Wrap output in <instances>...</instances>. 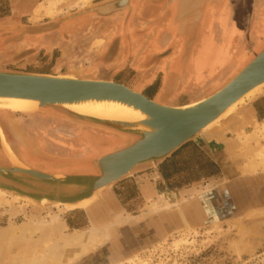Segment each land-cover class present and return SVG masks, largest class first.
Masks as SVG:
<instances>
[{
	"label": "rangeland",
	"instance_id": "1",
	"mask_svg": "<svg viewBox=\"0 0 264 264\" xmlns=\"http://www.w3.org/2000/svg\"><path fill=\"white\" fill-rule=\"evenodd\" d=\"M107 1L30 0L15 14L14 19L19 21L21 18L24 23L22 27L42 26L46 30L42 32V37L53 35L63 38L54 46L40 45L33 48L32 52H19L15 59L25 55L28 58L30 56V59L37 56V59L55 62L64 58L65 51L69 49L77 53L74 64L82 70L90 57L108 65L115 63L111 58L118 57L122 52L124 57L121 55L120 61H127L119 64L129 65L136 57L134 49L153 46L158 50L152 52V59L159 62L171 54L179 38H183L182 48L192 39L190 51H181L180 54L181 59L190 60L192 66L185 68L187 74L180 86L182 91L179 92L178 100L181 102L191 97L193 99L190 100L195 101L221 85L238 68L243 56L237 52L236 46L226 43L216 48L211 57L212 48L208 44L210 33L217 31V40H222L221 33L234 21L233 24L237 26L232 29L247 35L249 28H246L245 23H249L251 28L248 37L250 47L254 48L253 38H257L259 32L257 22L264 19V4L260 3L264 0L208 1L185 16L177 13L178 0H130V8L108 15L98 14L95 8ZM216 4L219 10L214 14L212 7ZM10 7L9 0H0V13L8 11ZM68 22L72 30L69 34L66 30ZM185 32L186 36L183 37ZM194 32L196 35L193 36ZM123 38L126 39L125 43ZM134 43L136 46L131 47ZM203 51L209 53L205 64L196 61ZM253 54L254 51L249 56ZM230 55L233 56L230 58ZM62 61L53 73L70 74L65 73V63ZM225 62L228 63L227 67H222ZM81 74L77 76L82 77ZM154 74L157 82L152 84L153 88L162 79L161 72ZM261 93H264V89L245 97L239 107L247 106ZM162 101L172 100L169 98ZM12 115L31 130H41L51 140L61 156L54 160V163L61 166V173L91 172L90 168L65 167L63 160L85 155L79 150L80 143L86 140L85 136H81L82 131L97 134L100 128L82 127L73 123L55 106L43 107L41 113L14 112ZM31 120L37 126L33 127ZM67 126L73 131L60 130V127ZM199 135L205 138V148L209 153L222 159L224 166L229 167L228 175L224 171V175L212 182L181 189L164 187L160 192L167 193L174 200L172 204L156 211H147L145 216L126 223H117L115 220L124 215L121 214L123 212L140 214L145 203L155 199L160 192L151 195L148 201H143L137 198L134 180L127 178L122 185L114 184L89 207L73 212L60 205L32 204L0 191V264H12L15 256L32 249L45 251L56 236L45 237L35 233L25 238L11 233V228L22 227L29 221L40 219L47 226L58 223L64 225V233L85 230L89 226L87 213L91 209L100 215V222H103L101 227L109 225V238L83 252L71 264H264V121L251 125L248 116L237 117L230 113ZM124 145L125 141L103 147L98 145L93 149L96 151H92L93 147L90 146L86 152L91 150L92 153L90 151L86 155L93 159ZM71 146L74 148L73 154L68 150ZM0 152L9 165L8 158ZM33 152H36L35 147L32 148ZM1 183L6 182L1 179ZM65 219L67 226L63 223Z\"/></svg>",
	"mask_w": 264,
	"mask_h": 264
},
{
	"label": "water",
	"instance_id": "2",
	"mask_svg": "<svg viewBox=\"0 0 264 264\" xmlns=\"http://www.w3.org/2000/svg\"><path fill=\"white\" fill-rule=\"evenodd\" d=\"M208 1L218 0H178L177 13L185 16ZM125 3V6L113 4L114 7L111 6L112 2L111 5L104 3L97 6L95 11L100 15L116 13L130 8V0ZM20 30H25L28 34L46 31L42 26H26ZM195 34L194 32L193 36ZM192 42L191 39L185 44V53L190 51ZM258 85L264 86V40L255 49L253 56L232 72L213 92L187 106L158 103L112 79L0 70V98L37 101L30 113H41L43 107L55 106L72 120L134 137L124 147L93 159L75 158L77 161L91 163L97 172L65 174L48 173L18 165L13 160L16 156L0 135V150L9 160L8 166L0 164V177L6 182H0V191L36 205H60L69 210L86 208L137 167H153L156 162L172 154L187 141L224 120L230 113L236 112L240 104L238 100ZM90 100L119 102L139 110L144 117L131 121L107 119L64 107L66 104ZM236 102L238 103L227 111ZM0 105L5 104L0 102Z\"/></svg>",
	"mask_w": 264,
	"mask_h": 264
},
{
	"label": "crops",
	"instance_id": "3",
	"mask_svg": "<svg viewBox=\"0 0 264 264\" xmlns=\"http://www.w3.org/2000/svg\"><path fill=\"white\" fill-rule=\"evenodd\" d=\"M18 2H19V0H9V3L11 5V7H10L11 15L9 17H7L9 20L14 18L15 5ZM260 3L264 4V1H262ZM218 10L219 9L217 7V4L214 7H212V11L214 12V14H217ZM224 22H227V21H224ZM233 22L229 23L227 25L226 31H223V33H221V35L223 36L222 40H219V41L217 40V31L213 30L210 33L211 40L208 44H209L210 48H212L211 49V57L213 56L212 53L216 48L222 47V46L226 45V43H227V45L231 44L232 46H236V49L238 50L237 52H241L243 54V56L241 57L242 60L240 59L241 61L239 62V64H240L239 66H241L243 63H245L251 57V56H249L250 53L255 51V49L262 42V40H264V19L257 22L258 23L257 28H259V32L257 34L258 35L257 38H255L256 36L253 38V39H255L254 40V44H255L254 48L250 47V40L248 37L250 35L251 25H249V23H245L246 28L247 29L249 28L247 35H246V33L240 34V33H237L235 29H232L233 27L237 26V25H234ZM228 26L230 28H228ZM21 28H22V25L16 26L13 28H9V29L10 30L12 29L13 31H15L19 36H27V37L32 36L35 38L36 36L42 35V33L28 34V33H26L27 31H25V30H23V32H20ZM187 35L189 36V33H187ZM185 36H186V32L183 34V37H185ZM181 38H179L178 42H176V44L173 45V49L171 50V54H168L159 62H156L155 60H153L152 56H151L152 52L158 50L157 48L150 46L147 49H137V48L134 49V52L136 53V57L134 59H132V62H130L128 65V68H130V71L133 74L131 75V81L128 82V83H130V85L129 84H126V85L129 86L130 88L136 90V91H139V92L145 94L147 97H149V98H151V99H153V100H155L161 104L182 105V104L192 102V100H190V99H193V98H191V97H188V99L181 101V102L178 100L179 99L178 96H180L179 92L182 91L180 86L183 84L182 82L185 80L184 79L185 74H187V71L185 70V68H189L192 66V64L190 63V60L186 61V60H182L183 58L181 59V55H180L181 51H184V47L182 48V39L183 38L182 39ZM8 41L12 42L10 40H8ZM134 46H136L135 43H134ZM193 46H194L193 51H195L196 50V43H194ZM202 53L206 54L207 58H209V53H205L204 51ZM140 54H142V55H140ZM140 56H142V57H140ZM232 56L233 55H230V58ZM120 58H121V54H119L118 57L114 56L113 58H111V61L115 62L114 63L115 66H116V64L118 66V64L120 62ZM215 58H218V56L215 55ZM115 59H116V61H114ZM226 62L222 65V67H227L228 63H226ZM19 72H37V71H19ZM156 72L162 73V79H161L159 85L156 86L155 88H153L150 94H147V92H144L143 89L147 85L155 84L157 82L155 79V74H154ZM41 73H47V72H41ZM52 74H55V73H52ZM124 83H127V82H124ZM134 84H136V86H134ZM169 98H171V100H172L171 102L162 101V99H169ZM233 114L236 115L237 117L248 116L249 122L251 123V125L254 123H261L262 121H264V93H261L260 95H258L254 100H252L249 104H247V106L239 107V105H238L236 112H233ZM70 120L73 123L79 124L82 127L88 126V128H89L91 126V125L86 124V123L78 122V121H75L72 119H70ZM97 128H99V127H97ZM99 130L100 131L97 134L85 133L84 131H82V133H81V136H85L86 141H88L90 146L93 147L92 149H96V147L98 145H99V147H103V146L109 145L113 142H121V141H125V143L127 145L134 140V137H128L124 134L118 133V132L110 130V129L100 128ZM106 133H108V134L106 135ZM85 134H90V135L95 134L98 136H102L103 140L101 143H99L98 140L96 138H94L93 136H87ZM189 141H191L195 145H197L204 152L205 156H207L209 159H211L216 164L217 168L219 169V172H217L215 174H208L206 170L200 169L197 171V176H195L196 177L195 180L188 182L187 184L177 185L176 187L178 189L185 188L186 186H191L194 184L196 185V184L202 183V182H212V181L220 178L222 175H224V171H225V166L223 164L222 159H218L216 157H213L209 153V151L205 148L206 142H205L204 137H202L201 135H198L196 138L189 140ZM189 141H187V142H189ZM167 157H165V158H167ZM83 158H87V155L85 154V155L79 156L77 159H83ZM164 159H162V160H164ZM162 160L156 162V164L153 166V168H151L152 167L151 165H141V166L137 167L133 172H131L129 175L123 177L122 179L117 181L115 184L122 185L124 182L122 180L124 178H129L128 180L133 179L134 183H135V189L137 190V198H142L143 201H148V199H151V195L162 191L164 189V187L169 189V186L167 184V179L163 177V175L160 173L159 168H158L159 163ZM200 160L201 159L198 158L197 161H194L195 167L197 165H199ZM69 162H71V160L68 161V163ZM76 162H77V163H75L76 165L74 164L73 166H69V167H72V168L78 167V168H83V169L90 168L91 172H96V170H97L91 163H88L87 161L81 162V161L76 160ZM66 165H68V164H66ZM91 172H89V173H91ZM53 173H61V172H53ZM125 180H127V179H125ZM159 197H162L165 199L168 198L169 200L174 201L165 192H160L155 199H157ZM155 199H152L149 202H146L145 205L143 206V211H141L140 214L133 215V214H129L127 212H123L121 214H124V215H121L120 217L130 215L133 217V219H131V220H134L136 218H140V217L145 216L147 213V210L145 207H147V206L151 205L153 202H155L156 201ZM121 205H123V204H121ZM83 209H85V208H80V209H75V210H83ZM158 209H160V208H158ZM156 210H154V211H156ZM73 212H74V210H73ZM87 214H88L87 217L89 220L90 219L89 213H87ZM89 222H90V220H89ZM63 223L65 224V226L68 225L66 219L64 220Z\"/></svg>",
	"mask_w": 264,
	"mask_h": 264
},
{
	"label": "flooded vegetation",
	"instance_id": "4",
	"mask_svg": "<svg viewBox=\"0 0 264 264\" xmlns=\"http://www.w3.org/2000/svg\"><path fill=\"white\" fill-rule=\"evenodd\" d=\"M29 1L30 0L19 1L15 5L14 14H16L18 11H21L23 7L27 3H29ZM10 15H11L10 8L8 9V11L0 13V70L37 71V72L53 73L55 69L61 66L62 64L61 62H63L62 60H64L65 68H66L65 73H70V74L77 76L82 72L81 74L82 77L87 76V77H92V78H97V79H112L116 82H119L125 85L126 84L130 85V83L128 82L131 81V75L133 73L130 71V68H128V65L124 63L121 65L118 64V66L117 64L115 66L114 63L112 64L108 63V65H105L106 62L102 63V62H99V60H94L93 57H90L88 59V64L85 65V67L81 70L80 67L78 68L74 64V60L78 57L77 53L71 52V50L69 49L65 51L66 54L64 58L61 57V59H58L55 62L43 61L41 59H37V56L33 57V59H30V56L28 58L25 55H24L25 57L23 56L24 58L22 57V58L15 59V56H18L19 52H25L28 50L32 52L33 48L35 49L37 46H40V45H43V46L47 45L48 47L54 46L55 44H58L62 40L63 37L61 36L60 38H56L55 36L50 35L49 37L41 36V37H35L32 39H29L27 36H19L15 31H13L12 29L10 30L9 28L21 26V25H24V23L21 22V18L19 21L14 18L9 20L7 17H9ZM67 24L68 25H66L67 26L66 30L69 34L71 33L72 30H70L69 28L70 23L68 22ZM8 40L12 42H9ZM122 41L123 43H125L126 39L123 38ZM133 45L134 44H131V47H133ZM121 55L124 57V52H122ZM122 61L125 62L127 60L123 59L120 62ZM124 82H127V83H124ZM134 86H136V84H134ZM151 86L152 84L144 87L143 89L144 92H147V94H150L153 89V87ZM12 119H13V122H12ZM66 119L70 120L69 118H66ZM8 120L10 121L9 124L12 122L10 125L8 124ZM30 124H32L33 127L34 125L37 126V123H35L34 120H31ZM60 128H61L60 130L62 131L63 130L69 131V132L73 131V129L69 128L68 126L64 128L63 127H60ZM33 129L31 130V128L25 125V123H22V122L20 123L19 121L14 119V116L12 115V113L0 110V130L1 132L3 131L2 132L3 136L5 140H7L6 142L9 145L10 149H12L16 153L15 154L16 156L18 155L17 157L25 165L41 170V171L48 172V173L63 171L60 165H58L57 163H54L55 159H57L58 157H61L56 152L54 144L51 142V140L47 136L42 134L41 130L37 131ZM21 130L23 134L20 133ZM56 130L60 131L58 130V128ZM16 132L19 133L20 135L19 134L15 135ZM63 133L72 136L70 133H66V132H63ZM88 135L96 138L99 143H101L103 140L102 136H98L95 134L93 135L88 134ZM23 136L24 138H22ZM76 137L78 136L76 135ZM20 138H22L23 140H21ZM20 141H23V142H20ZM87 146L89 147L90 144L88 143V141L85 140V143L83 142L80 143L79 150L83 151L82 153H85V154L90 153L91 150H89V152H86L88 149ZM33 147H35L36 149V152L34 154L32 153ZM68 150L70 151V153L73 154L74 148L72 146L68 147ZM92 151H95V150L92 149ZM33 156L35 158H33ZM70 160L71 162L68 163V161ZM63 161L65 162V163L63 162L65 167L73 166L75 163H77L76 160L71 157ZM0 164L5 165V166L8 165V161L3 159L1 152H0ZM35 164L39 165L40 167H37ZM0 182H1V178H0Z\"/></svg>",
	"mask_w": 264,
	"mask_h": 264
},
{
	"label": "bare ground",
	"instance_id": "5",
	"mask_svg": "<svg viewBox=\"0 0 264 264\" xmlns=\"http://www.w3.org/2000/svg\"><path fill=\"white\" fill-rule=\"evenodd\" d=\"M119 1L118 0H113V1L109 0L106 2V4L111 5V2H112L111 6H113V7L115 6L113 4H117V3H118L117 6H123V5L125 6L126 0H121V2H119ZM196 61L200 62L202 64H205V62L207 61L206 54L200 53V55L197 56ZM62 75H66L69 77H79V76L71 75V74H62ZM82 78H92V77L84 76ZM95 79H97V78H95ZM260 85L256 86L255 88H253L249 92H247L245 95H243L238 100V102L239 101L241 102L245 97L250 96V95H254L256 92H259L260 90L264 89V86H260ZM204 97H202L198 100L186 103V104H182V105L187 106V105L194 104V103L200 101L201 99H203ZM0 102L2 104H5V105H0L1 111H6L9 113L18 112L21 114H23V113L24 114H26V113L31 114L30 110L33 109L37 105V101L30 100V99H20V98H8V99L0 98ZM238 102H236L231 107H229L227 111L231 110L234 107V105H236ZM64 107H66L68 109H72V110L77 111L79 113L94 115V116H97L100 118H107V119H120V120L131 121V120L142 119L144 117V115L139 110H135L132 107H129L127 105H124V104L119 103V102H114V101H106V100L92 101V100H90V101H85V102H80V103L66 104V105H64ZM10 121H11V119H10ZM10 121L8 120V124ZM12 122H13V119H12ZM14 125H16V124H14ZM1 130H0V135L5 140L3 133H2L3 131L1 132ZM20 133H22V130L20 131ZM17 134H19V133L16 132L15 135H17ZM17 138H19V137H17ZM22 138H24V136ZM22 138H20V139L23 140ZM20 142H23V141H20ZM5 143L8 147V149L10 151H12L10 149L9 145L7 144L6 140H5ZM14 155H15V153H14ZM33 158H35V157L33 156ZM13 160H15L16 163L22 167L27 166L17 156L14 157ZM250 165H252V164H250ZM228 172H229V167L225 166L226 176L228 175ZM155 200L156 201L153 202L151 205H149V206L146 205L147 207H145V208L147 211H154V210L161 208V207H167L174 202L172 200H169L168 198L165 199L162 197H159ZM191 210H192V207H191ZM89 218H90L89 219L90 222L88 224L89 226L87 229H85V230H74V231H70L68 233L63 232L64 225L58 223L57 225L47 226L48 224L45 225L44 221H42L40 219H38L36 221H34V220L29 221V222L25 223L24 226H22V227L11 228V230H10L11 233H13L16 236L25 237V238H27L28 236H31L35 233H39V234H41V236H45V237L50 236V235H56L54 238V242L52 243V245L47 250L38 251L39 249H32L28 252H23L22 255L18 254L17 256H15L13 258L12 264H71L74 261V259H76L78 256H80L83 252H87L88 250L93 249L99 243L104 241L109 235V231H108L109 225L107 224V225L101 227L103 222H100V215L97 214L96 211H94L93 209L89 210ZM131 219H133L132 216L126 215L124 217L116 218L115 222L126 223V222L130 221ZM47 221L50 222L51 220H47ZM39 252H40V254H39ZM69 252H70V255H69ZM27 256H30V257H27Z\"/></svg>",
	"mask_w": 264,
	"mask_h": 264
},
{
	"label": "trees",
	"instance_id": "6",
	"mask_svg": "<svg viewBox=\"0 0 264 264\" xmlns=\"http://www.w3.org/2000/svg\"><path fill=\"white\" fill-rule=\"evenodd\" d=\"M200 158L196 167L194 161ZM159 171L167 179L169 187L187 184L196 179L197 171L204 169L208 174L219 172L216 164L205 156L204 152L193 142L189 141L174 151L170 156L159 163ZM124 178L122 181H125Z\"/></svg>",
	"mask_w": 264,
	"mask_h": 264
}]
</instances>
